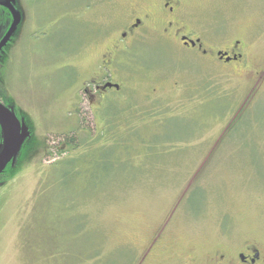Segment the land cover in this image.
<instances>
[{
  "label": "rangeland",
  "instance_id": "rangeland-1",
  "mask_svg": "<svg viewBox=\"0 0 264 264\" xmlns=\"http://www.w3.org/2000/svg\"><path fill=\"white\" fill-rule=\"evenodd\" d=\"M9 2L20 21L0 52V91L29 138L0 182V264H179L219 234L264 236V0H183L179 28L205 55L155 16L113 53L131 15L158 0ZM233 49L238 61L216 54ZM107 81L124 96L95 87ZM108 98L158 110L137 131L153 154L122 159L108 181L60 176L77 155L65 137L97 136Z\"/></svg>",
  "mask_w": 264,
  "mask_h": 264
},
{
  "label": "trees",
  "instance_id": "trees-1",
  "mask_svg": "<svg viewBox=\"0 0 264 264\" xmlns=\"http://www.w3.org/2000/svg\"><path fill=\"white\" fill-rule=\"evenodd\" d=\"M135 51L129 50L127 54V62L133 67L144 64L141 62L140 52ZM118 85L120 87L114 91L116 95L121 94L123 89V86L119 83ZM134 104L125 101L118 105L109 98L108 101L104 99L102 105H100L102 109L100 115L104 125L99 129L97 136L93 130L87 132L84 130L82 131L84 132L83 137L75 135L76 131L75 134L65 137L64 144H67L70 151L77 155L66 159L57 166L59 167L58 173L61 174L60 176L64 178H67V175L79 176L88 180V183L95 180L100 181V179L108 181L114 174L113 166L124 163L122 159H131L138 154L142 155V152H145V155L152 153V144L148 147L150 139L146 140V136L142 133L139 134L137 131L140 130L139 125L142 122H145L143 123L145 127L155 123L159 119H156L158 110L146 111ZM95 118L97 119L98 116ZM154 118L156 120L153 122L147 121ZM124 166L125 164L122 166V171H118L121 175L126 171ZM3 176L4 173L0 175V182L2 183L5 179Z\"/></svg>",
  "mask_w": 264,
  "mask_h": 264
},
{
  "label": "flooded vegetation",
  "instance_id": "flooded-vegetation-1",
  "mask_svg": "<svg viewBox=\"0 0 264 264\" xmlns=\"http://www.w3.org/2000/svg\"><path fill=\"white\" fill-rule=\"evenodd\" d=\"M7 0H0V12H5L4 14H7L6 16V22H5V31L1 33L0 41L5 37V33L10 28V23L12 21V14L9 11L10 3L6 2ZM183 0H158L156 5H151L150 8H140L137 14H132V21L125 23L123 31L119 34V41L117 44V47L114 48L113 53L117 55V53L123 52L126 50L125 42L123 41L127 36L129 35H135V32L138 31V29L143 27L144 21L149 20L150 17L155 16L157 19H162L164 21V31L167 30L171 31L174 30V35L176 36V39H180L182 42V45L192 47L193 49H198L201 51L202 55H205L208 52V49L203 48V42L201 38H194L191 39L188 37L187 32L179 28V22L184 18V5H182ZM1 21V18H0ZM18 26V25H17ZM188 31V30H187ZM13 35L8 39L6 44L2 46L0 49V52H2L4 49H6L7 45L10 41H12ZM190 41L193 42V45H191ZM187 42V43H186ZM239 41L234 42V45H238ZM232 54H230L228 51H222L217 50L216 54L221 51L224 53H227V57L224 56L222 60H225V58H230L228 62L232 61H238L240 57L242 56V53L237 51L236 49H233ZM116 57V56H115ZM115 57H111L105 62L101 61L102 67L106 68L108 65L111 64V62L114 60ZM219 57V56H218ZM103 62V63H102ZM1 82V81H0ZM106 83V82H105ZM94 84H96L94 82ZM104 84V83H103ZM102 85L96 84L95 87L100 88ZM118 85V84H117ZM109 87L106 88V90ZM114 88V87H113ZM4 93H1L0 91V103L8 110L9 113H13L16 117L17 121L19 122L20 126H25V129L28 130V124L26 123V120L23 118V115H21V112L16 111L10 104L5 101ZM26 130V132H27ZM28 134V133H27ZM29 134L23 139L21 143V148L19 152L14 156L15 158L11 160L10 163H8L5 167V169L0 173H4L7 169V167L14 162V160L18 159V155L21 153L23 145L28 142ZM6 136L4 135L3 126L0 123V151L3 149V145L5 142ZM221 232L225 233V231ZM163 230H159L158 233L153 238L154 240L148 245V247L145 249V252L143 253L142 260H144L146 257H148L149 253H151L152 249H157L159 246V242L162 241V235ZM216 248L212 252H206L201 251L203 255L198 258L197 254H194L191 256V258H188L186 260L180 261L179 264H264V236L262 234L258 235L256 234H250L247 237L243 238H235L232 235L227 234H219L218 242L216 243Z\"/></svg>",
  "mask_w": 264,
  "mask_h": 264
},
{
  "label": "water",
  "instance_id": "water-1",
  "mask_svg": "<svg viewBox=\"0 0 264 264\" xmlns=\"http://www.w3.org/2000/svg\"><path fill=\"white\" fill-rule=\"evenodd\" d=\"M6 2L10 3L9 0ZM9 6V5H8ZM10 12L12 13V22L8 31L5 33V37L0 41V49L6 44L8 39L11 37L12 33L15 31L18 22L20 21V15L14 11V8L10 7ZM187 43V42H186ZM191 45L193 42L190 41ZM218 56L222 59L226 56V53L219 51ZM227 57V56H226ZM230 58H225L228 62ZM104 89L107 87H114L116 90L120 87L110 81H107L102 86ZM0 123L3 126L4 135L6 136L4 147L0 151V173L5 169L6 165L14 159L15 155L19 152L21 148V143L23 139L28 135L25 126L19 124L13 113H9L8 110L0 103Z\"/></svg>",
  "mask_w": 264,
  "mask_h": 264
}]
</instances>
